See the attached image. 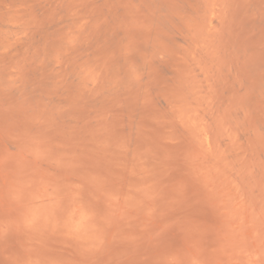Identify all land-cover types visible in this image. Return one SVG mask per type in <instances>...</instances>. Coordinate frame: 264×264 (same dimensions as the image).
I'll return each mask as SVG.
<instances>
[{"label": "rangeland", "instance_id": "rangeland-1", "mask_svg": "<svg viewBox=\"0 0 264 264\" xmlns=\"http://www.w3.org/2000/svg\"><path fill=\"white\" fill-rule=\"evenodd\" d=\"M0 264H264V0H0Z\"/></svg>", "mask_w": 264, "mask_h": 264}]
</instances>
